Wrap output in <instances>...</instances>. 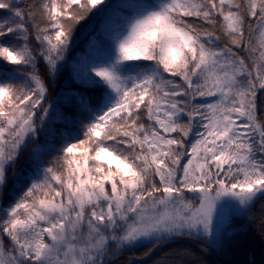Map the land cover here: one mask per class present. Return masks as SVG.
Here are the masks:
<instances>
[{
	"label": "snow or ice",
	"instance_id": "snow-or-ice-1",
	"mask_svg": "<svg viewBox=\"0 0 264 264\" xmlns=\"http://www.w3.org/2000/svg\"><path fill=\"white\" fill-rule=\"evenodd\" d=\"M259 201L264 0H0V264H198Z\"/></svg>",
	"mask_w": 264,
	"mask_h": 264
},
{
	"label": "trees",
	"instance_id": "trees-1",
	"mask_svg": "<svg viewBox=\"0 0 264 264\" xmlns=\"http://www.w3.org/2000/svg\"><path fill=\"white\" fill-rule=\"evenodd\" d=\"M110 2H115V0H110ZM95 23L97 25L96 31L89 29L87 24H82L81 27L77 28L75 32V44L72 51L68 54L67 63L59 71L54 82L48 81L50 92L48 102L54 104L56 111L71 114L72 109L65 107L64 101L65 99L70 101L73 92L83 90V86L74 79L73 62L79 61L89 51V43L96 35V32L99 31V19H96ZM103 39L104 37L101 35L99 40L102 41ZM40 67L41 71H43L42 64ZM53 126L65 129V124L60 119L54 118ZM41 139H43L42 133ZM32 146V143H30L28 150L21 154L17 162V169L24 166ZM9 181L11 183V176L9 177ZM261 204H264V201H259L253 213L249 214L255 218L256 223L249 225L243 218L237 217L234 219V226L238 229V234L234 237L233 242L226 244L223 250L217 251L209 248L205 254L201 253L196 245H193V251L196 253L198 264H246V261L251 259H255L257 264H259L261 254L264 253V239L261 238L258 231ZM200 243L202 244V242ZM125 255L129 254L126 253Z\"/></svg>",
	"mask_w": 264,
	"mask_h": 264
},
{
	"label": "rangeland",
	"instance_id": "rangeland-1",
	"mask_svg": "<svg viewBox=\"0 0 264 264\" xmlns=\"http://www.w3.org/2000/svg\"><path fill=\"white\" fill-rule=\"evenodd\" d=\"M77 62H78V61H76V62H73V65H74V64H76ZM73 75H74V68H73ZM80 85H81V84H80Z\"/></svg>",
	"mask_w": 264,
	"mask_h": 264
}]
</instances>
